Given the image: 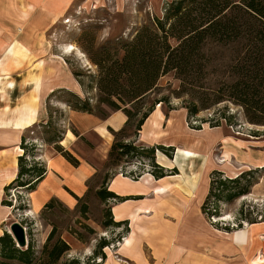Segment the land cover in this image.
<instances>
[{"label":"rangeland","instance_id":"374dc122","mask_svg":"<svg viewBox=\"0 0 264 264\" xmlns=\"http://www.w3.org/2000/svg\"><path fill=\"white\" fill-rule=\"evenodd\" d=\"M167 1L169 0H71L60 13L52 12L50 16L46 11L36 7L34 26L44 25L46 29L40 34L33 35L36 47L39 45L38 42L48 43L45 44V50H49L52 84L61 82L69 85L70 79H73L76 89H66L73 91L82 99L86 98L92 112L76 110L81 112L78 115H83L82 118L69 115L68 109L72 108L63 100L67 97L65 87H55L44 100L46 114L43 121H39L42 124L50 121V126L45 127L44 124L31 126L26 131L27 138L40 143V136L47 133L42 131L44 128L52 127L57 138L62 137L65 129H73L72 134L76 139L71 147L65 148L60 145L61 150L69 152L76 162L65 160L72 166H85L87 163L91 166L92 173L84 180V188L76 198L69 192V188L65 187L75 199L72 206H67L54 196H50L45 202L47 205L44 203L39 208H32L28 200V191L21 187H10L3 194L2 198L9 203L4 204L8 207L9 213L1 224L2 231L7 230L11 220L20 222L25 229L26 244L28 242L31 244L35 256L40 255L45 238L53 228L54 237L63 239L68 245L56 264H96L102 261L107 253L115 250L127 230L126 220L118 224L110 222L109 203L113 199L103 197L99 190L107 189L108 179L113 173L127 176L132 173L139 176L144 172L150 173L153 167L143 156L141 158L121 156L118 159L107 157L109 142L111 143L113 135L108 142L106 136L105 138L99 136L91 128L82 132L92 121L105 117L113 110L106 102L98 100L102 95L96 86L98 69L86 51L97 49L102 44L112 51L118 47L117 39L131 38L142 26L147 25L155 29L153 19L162 17L163 6ZM169 41L175 43L174 38H170ZM205 47L207 52H215L208 68L223 67L227 49L215 44H208ZM222 75L220 70L209 71L207 82L214 85L213 83ZM156 85L158 87L153 90L150 97L170 93V90L178 85V80L172 71H167L157 77ZM183 97L185 96L171 95L168 103L161 101L154 103L138 129L134 128L132 119L116 138L131 139L136 145L141 144L144 147L157 143L171 145V149L167 150L171 155L172 152L174 155L177 151L179 153L181 147L198 152V159L204 160V164L191 200H194L195 209L198 208L204 216L200 205L204 198L203 194L207 191L209 171L219 169L223 175L232 177L242 170L255 168L256 166H249L242 159H246V155L249 154L239 157L236 156V151L240 155L242 147L244 151L251 152L253 135L260 134V137L264 138V124L246 121L242 107L229 100L218 101L209 107L201 108L188 118L186 108L183 106ZM222 112L224 115H230L229 121L222 118ZM215 121L217 124L212 125ZM46 145L52 153L61 152L53 148L51 143ZM36 148L35 154L39 152V147ZM180 153L178 155L182 156V151ZM165 156L168 157L158 148L154 149L155 162H161ZM185 166L187 165L184 162L183 167ZM254 178L257 181L251 185L248 193L231 201H217L218 215H211L209 218L204 216L212 228L215 229L222 224H228L229 230L234 228L240 207L243 208V212L249 211V216L264 217V166L258 169ZM100 240L104 241V245L98 247ZM180 244L185 242L181 241ZM73 259L75 262H71Z\"/></svg>","mask_w":264,"mask_h":264},{"label":"crops","instance_id":"0c3cea01","mask_svg":"<svg viewBox=\"0 0 264 264\" xmlns=\"http://www.w3.org/2000/svg\"><path fill=\"white\" fill-rule=\"evenodd\" d=\"M69 1L0 0V233L9 213L8 207L1 203L3 187L16 174L17 155L22 151L20 137H27L31 125L43 121L44 100L53 88L76 89L73 79L69 85L52 84L49 50H45L48 43L38 42L36 47L34 36L46 29L44 25L34 26L36 7L50 16L52 12L60 13ZM68 113L84 117L73 109H68ZM125 119L120 109H113L82 132L91 128L109 142L112 134L108 127L117 130ZM253 138L251 152L240 147V155L236 151V156L249 154L242 158L246 164L264 166V138L260 134ZM75 139L67 128L59 143L71 147ZM39 142L36 157L44 162L46 170L35 188L27 193L30 205L39 208L54 196L72 206L75 199L65 187L75 195L81 193L84 180L92 173L91 166L87 163L72 166L59 153L50 152L45 142L40 139ZM180 151L182 156L178 155ZM197 153L181 147L179 153L172 152L171 157L156 161L165 168L176 169L157 178L148 172L136 179L111 174L107 189L118 197L110 201L109 212L114 221L126 220L127 230L115 250L96 264H264V218L242 220L241 226L231 230L214 229L195 209L191 199L204 164ZM181 241L185 244H180Z\"/></svg>","mask_w":264,"mask_h":264},{"label":"trees","instance_id":"16d2710c","mask_svg":"<svg viewBox=\"0 0 264 264\" xmlns=\"http://www.w3.org/2000/svg\"><path fill=\"white\" fill-rule=\"evenodd\" d=\"M163 10L161 18L153 19L155 29L142 26L131 38L117 39L118 47L112 51L103 44L97 49L86 51L98 69L96 86L102 93L98 100L106 102L113 109H120L126 116L124 125L119 129L108 127L113 139L108 147L107 157H146L153 167L149 172L155 178L176 172L175 167L165 168L154 161L155 148L171 157L167 150L172 146L157 143L144 147L136 145L131 139H117L116 135L123 132L125 125L132 119L134 128L138 129L156 102L168 103L171 95L185 96L183 106L189 118L201 108L229 100L242 107L246 121L264 124V0H169ZM170 38H174L175 43H170ZM208 44L227 49L223 67L208 68L215 54L206 51L205 46ZM214 70H220L223 75L211 85L207 82V73ZM167 71L173 72L178 85L170 93L150 97L158 87L157 77ZM72 73L75 74L74 71ZM64 90L67 97L63 100L69 107L92 112L86 98L78 97L69 89ZM221 116L229 121L230 115L222 112ZM216 122L212 125L217 124ZM50 123L46 121L43 124L49 127ZM35 124L43 126L39 122L31 126ZM42 131L47 133L40 136V140L53 144V148L59 149V153L69 162H76L69 152L61 150L59 140L62 137L57 138L52 127ZM70 131L73 132V129ZM19 147L22 151L17 155V171L12 180L4 185V193L10 187L33 190L46 170L44 162L34 152L37 149L35 141L22 135ZM261 167L263 166L242 170L232 177L223 175L219 169L209 171L207 191L200 205L204 216L209 218L211 215H218L217 201H231L248 193L251 185L257 181L254 174ZM129 176L133 179L138 177L132 173ZM69 192L73 194L70 190ZM99 192H102L103 197L113 200L118 197L108 189ZM73 196L77 197L75 194ZM1 203L9 204L3 198ZM237 215L238 221L234 228L241 226L242 220L252 222L264 218L249 216V211L243 212L241 207ZM110 222L118 224L120 221H112L111 218ZM217 228L229 230L228 224ZM53 233L51 228L40 255L35 256L29 242L26 246H16L10 234L2 231L0 264H13L12 261H16V264H56L68 245L63 239L54 237ZM102 245L104 241L100 240L98 247ZM71 262H75V259Z\"/></svg>","mask_w":264,"mask_h":264},{"label":"water","instance_id":"95a60500","mask_svg":"<svg viewBox=\"0 0 264 264\" xmlns=\"http://www.w3.org/2000/svg\"><path fill=\"white\" fill-rule=\"evenodd\" d=\"M6 231L10 234L16 246L26 245L25 229L20 222L11 220Z\"/></svg>","mask_w":264,"mask_h":264}]
</instances>
